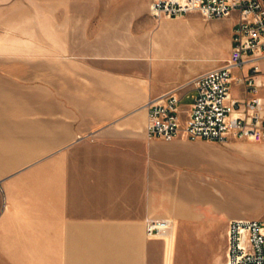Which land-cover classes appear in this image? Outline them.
Instances as JSON below:
<instances>
[{
  "label": "crops",
  "instance_id": "0c3cea01",
  "mask_svg": "<svg viewBox=\"0 0 264 264\" xmlns=\"http://www.w3.org/2000/svg\"><path fill=\"white\" fill-rule=\"evenodd\" d=\"M23 4L0 29V264H177L179 219L206 213L179 193L178 137H148L147 104L173 91L194 101L209 68L156 39L149 11L143 28L72 0H48L46 15ZM252 67L233 70L235 100L252 97ZM151 218L171 232L148 239Z\"/></svg>",
  "mask_w": 264,
  "mask_h": 264
},
{
  "label": "rangeland",
  "instance_id": "374dc122",
  "mask_svg": "<svg viewBox=\"0 0 264 264\" xmlns=\"http://www.w3.org/2000/svg\"><path fill=\"white\" fill-rule=\"evenodd\" d=\"M151 1L72 0L73 3L80 2L79 7L85 12L97 11L105 18L119 13L122 21L135 20L142 23L143 28L147 25ZM22 4L30 13H47L48 0H0V29L17 26L18 21L8 20L7 16L21 11ZM170 20L177 24L168 26L162 21L156 24V39L178 46L179 53L194 58L200 69L208 67L211 70L226 62L236 15L207 20L194 13ZM192 102L191 97L180 101L183 117L187 116L186 110ZM177 140L181 146L179 193L184 199L188 194L190 197L191 194L198 195L195 207L206 213L205 218L197 222L179 219L177 264H226V227L217 222L241 218L264 222V142L231 137L225 143H192L183 134ZM163 145L165 151H161L160 156L166 157L167 147L173 144Z\"/></svg>",
  "mask_w": 264,
  "mask_h": 264
},
{
  "label": "built area",
  "instance_id": "2783aa9c",
  "mask_svg": "<svg viewBox=\"0 0 264 264\" xmlns=\"http://www.w3.org/2000/svg\"><path fill=\"white\" fill-rule=\"evenodd\" d=\"M152 20L180 19L198 13L207 20H221L236 15L230 55L217 68L205 71L193 80L196 96L184 122L180 113L181 98L169 92L149 100L147 134L150 139L171 142L183 134L190 141L225 143L231 137L264 142V0H152ZM253 62V76L248 78L252 97L235 100L231 92L233 70ZM244 109L246 118L233 117ZM170 218H151L145 222L148 239L164 238L173 228ZM226 264H264V222L233 219L227 228Z\"/></svg>",
  "mask_w": 264,
  "mask_h": 264
}]
</instances>
